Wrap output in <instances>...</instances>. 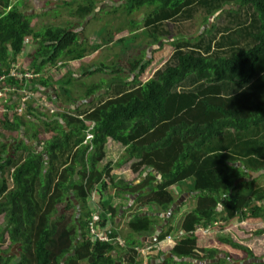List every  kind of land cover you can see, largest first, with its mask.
<instances>
[{
  "label": "trees",
  "instance_id": "obj_1",
  "mask_svg": "<svg viewBox=\"0 0 264 264\" xmlns=\"http://www.w3.org/2000/svg\"><path fill=\"white\" fill-rule=\"evenodd\" d=\"M117 1H125L127 22L123 19V23L115 24L113 18L103 21L100 35H106V42L102 41V45L113 44L117 36L128 31L129 37L116 43L122 45L127 39H136V33L143 28L151 31L150 37L158 45L162 43L158 36L161 25L192 20V8L197 6L208 8L205 24L231 5L235 7L229 13L234 16L250 10L252 23L243 30L245 46L230 42L229 50L233 51L230 57L218 50L207 56L185 53L183 48L187 45L195 49L198 46L191 41L172 42L174 60L145 83L140 79L152 62L140 59L136 55L138 51L130 48L134 57L129 61H116L115 66L114 63L102 65L89 73L112 75L122 88L133 89L108 99L84 116L78 115V111L47 115L34 109L30 102L28 116L39 121L40 128L23 115L14 114L12 121L5 115L0 122L2 130L23 133L26 138L18 142L14 151L0 142V217H4L0 244L8 240L11 249L0 251V264H154L142 259L136 251L138 247L129 241L122 259L116 246L93 243L90 239V222L95 221L104 229L117 212L109 208L103 198L98 199L95 211L105 214L99 215L98 221L94 220L89 206L92 193L99 190V194H103L110 187L117 189L116 195L137 192L130 184L114 182L111 176L114 164L100 168L109 139L126 148L116 165L138 160L140 169L148 165L161 175L162 181L156 187L154 183L158 182L153 175L139 186H147L151 193L142 196L137 205L152 204L169 211L177 203L170 189L188 181V190L195 194L196 206L184 216L179 229L182 236L176 235L172 226L160 233L157 244L177 237L175 247L168 254L170 257L163 254L158 264H203L219 257L214 264H230L227 259L232 260L234 254L246 260L242 263L264 264V259L256 258L253 251L231 237L216 235L218 229L221 232L230 223H264V186L257 185L258 180L253 179L254 175H264V0ZM87 2L84 5V0L77 9L81 20L93 14H97L95 18L100 21L104 14L108 17L105 11L95 13L96 2ZM145 8L153 10L146 15L143 26L129 20L131 15ZM116 11L114 8V14ZM31 23L32 17L13 6V0H0V74H10L32 38L38 46L30 55L32 70L21 68V72H33L40 77L28 88L26 82L14 79H8L7 86L16 87L14 93L25 88L38 94L40 90L51 89L55 103L61 97L55 93L54 82L44 77V70L57 66L61 60H83L102 47H90L89 39L82 40V34L74 32L72 25L68 28L49 25L36 31ZM227 41L228 38H224L218 49L225 48ZM119 62L122 63L118 65ZM112 69L114 71L108 74ZM132 75L134 79L125 82ZM69 77L72 83L75 78ZM192 78L204 84L203 88L198 92L180 91ZM104 85L91 88L86 100ZM225 85H232L239 92L226 97ZM68 86L70 83L62 89L70 94ZM9 100L5 104H9ZM67 102H71L69 97ZM42 133L49 134L50 138L43 146L38 145L41 151L28 145L29 141L38 142ZM89 135L93 139L89 140ZM72 195L80 206L79 211ZM71 208L76 214L69 216ZM135 214L129 224L132 232L142 234L154 229L156 222L143 218L141 212ZM168 221L170 224L171 218ZM209 228L212 230L208 234L197 233L198 229ZM257 235H264V230Z\"/></svg>",
  "mask_w": 264,
  "mask_h": 264
},
{
  "label": "rangeland",
  "instance_id": "obj_2",
  "mask_svg": "<svg viewBox=\"0 0 264 264\" xmlns=\"http://www.w3.org/2000/svg\"><path fill=\"white\" fill-rule=\"evenodd\" d=\"M15 2H17V0H14ZM25 4H23L22 6V11L28 16V17H32L34 18V13L36 12V15L38 16L37 20H40V24L41 26H44L46 23L50 24V25H58L64 28H68L73 21L77 22V20H75V18L72 19V15L73 13L77 12V9L79 7L80 4L84 3V0H22ZM88 0H85V3ZM94 2H96V6L97 4L100 5L101 11L100 14L105 12H108L109 15L108 17L105 16V14L102 16V21L100 20H96V18L94 17L93 20L91 19L90 22L88 23V19H86L83 23V20H81V24L82 27H84V36L88 37L91 36L94 33H97V30L102 29V25L104 26L105 22L103 23V21L107 20V19H112L115 22V24H120L123 23V19L126 20L127 19L125 17L124 12L126 11V7H125V1L124 2H119L117 0H93ZM224 0H221V3H223ZM200 5V4H199ZM233 7H235V5H231L230 7H227L220 12L219 14L211 17L209 19V21L205 24L203 21L207 18L208 16V8L205 6H197L192 8V15L194 16L192 20H187V19H181L178 21H172L169 23H165L164 25H161L160 29H159V39H168V38H173V42H181L184 43L185 41H191L193 45H197L198 48L195 49L189 45H187L185 48H183L185 53H191V52H198L201 55L207 56V54L209 55H214L217 50L223 54V56L226 57H230V54L233 52L230 49V42H234V43H238L239 47H243L245 46V39H244V27H246L247 25H250L252 23L251 20V11L250 10H244L241 11L239 16H234L232 14L229 13L230 10L234 9ZM114 8H116V14H114ZM50 9L51 13L50 15H46L45 19H43V17L41 16V12H43L44 10ZM60 11H58V10ZM153 10V8H145L143 10H141V12L139 14H133L129 17L130 21H135L137 24H139V26H143L144 22H145V17L148 13H150ZM54 11H56L54 13ZM97 16V14H96ZM116 17V18H115ZM118 18V19H117ZM115 24L111 26V30L114 31L115 30ZM73 25V24H72ZM204 25V26H203ZM206 25V26H205ZM46 26H44L43 28H45ZM75 28H79V26L75 27ZM143 28V27H142ZM125 29H129L128 27H125ZM99 31V32H100ZM130 31V29H129ZM144 31V34H142L141 38L143 40V42L148 43L150 45V51L148 52V54H146V52L148 51V47L144 46V45H140L141 41H140V36H138L136 39H127V41H123L122 45L119 44L118 46L116 45L117 48V54L118 57L116 59V55L114 54V50H112L111 52H103L101 54V56L98 57V59L95 61L94 66L91 65L90 69L93 70L96 69L97 67H100L102 65L104 66H109L110 64L114 63V66L116 64V61L122 60V62H127L129 61V59L133 58L134 56L129 52L130 48L131 49H135L137 50V55L138 56H145V58H148V61L152 62V65L149 67V69L147 70V72L141 76V81L147 82L150 79H152L154 77V75L156 74L157 71H159L160 69H163L164 66L166 64H170L172 63V59H173V54H174V47H164V50L166 51L165 53L167 54L164 58H162L161 60H158L155 57V53L157 54L159 50L163 49V46L160 47V49H158V46L155 45V42H153V40L151 39V31L148 30V32H146L145 28L142 30ZM103 33V32H102ZM142 33V32H140ZM105 36L106 35H100V41L96 40V42H100L102 43V41L105 43ZM123 37H129V32L126 31L124 32L122 35L119 36L120 38ZM150 37V39H149ZM224 38H228L227 44L225 48H221L220 50L219 48V43L222 42V40ZM230 39V40H229ZM135 40V41H134ZM92 42V41H90ZM95 42V41H94ZM93 43V42H92ZM170 43H166V45H169ZM121 45V46H120ZM163 45V43H162ZM223 45L225 46V42H223ZM129 46V47H128ZM152 46H156V49L153 50L151 47ZM124 47H127L126 49L122 50ZM140 49V50H139ZM112 53V54H111ZM110 54V55H109ZM109 57H112V59L110 60ZM144 60V57H143ZM174 60V59H173ZM69 66H70V70H72V72L76 73L75 75H80L81 77H78V80H73V82H76L75 85H71L70 88H72V93L69 94V98L71 102H74L73 100H75L74 96L79 95V97L84 96L83 94L90 90L91 88H93L97 83H101V84H105V85H109L110 83L114 82V76L112 75H103V72L100 73H96L90 76H86L85 74L83 75V73L81 72V70H77L75 68H77L76 66L72 65L71 63H69L68 61H66ZM122 62H119L118 65H120ZM87 63V62H86ZM60 68H55L53 71V75L54 77H58L60 75ZM87 71V69H86ZM111 71H114V69L110 70L109 73H111ZM82 73V74H80ZM49 75V73H48ZM74 75V78H76ZM71 77H66L64 79V81H66L67 79H70ZM63 80L57 81L55 82V86L58 90L55 91V93L57 92L58 95L61 94V99L60 101L64 102L63 98H64V94L62 93V87L65 86L64 81ZM104 85V86H105ZM204 84H200L198 83L194 78L188 80L183 87L180 89V91L182 92H198L203 88ZM117 89L115 90V93H109L108 92V97L109 98H115V96H119L125 92H128L130 90H132V87H126V88H122V87H116ZM87 89V90H86ZM224 90H228L227 91V95H232L235 94L239 89L232 86V85H225L224 86ZM71 91V89H70ZM60 92V94L58 93ZM21 97H23L21 99ZM7 98H9V104H5L4 100H3V105L0 106V122L3 120V118L5 117V115H8L10 120H13L14 114H18V115H23L24 117H28L30 121H33L34 123H37L35 125H40L39 121H36V119H30V117L28 116V109L27 107L32 104V107L34 109H39L42 113H45L47 115H51L54 111L59 113L60 110L57 108V106L54 104V102L51 99V94H47L45 91L42 93H32L29 92L27 90H24L20 93H8ZM85 98V96H84ZM26 100L24 103V105L26 106V108L24 109L23 107V102L21 100ZM86 99V98H85ZM8 100V99H7ZM106 100V99H105ZM99 101V100H98ZM104 101V100H103ZM30 102V104H29ZM14 103V104H13ZM12 105L17 106L15 112L13 113V111H11ZM10 110V111H7ZM80 114V113H79ZM34 125V124H33ZM41 127V125L39 126V128ZM24 134L23 133H10V132H6L4 130H2L1 124H0V142H2V144L5 142L6 145H10V151H14L13 147L11 145H13V142H18L23 140ZM26 138V137H25ZM49 139V134L46 133H42L39 137V141L36 142L37 145L32 146L34 148H36L38 145L43 146V143ZM39 148V151L42 150L41 147H37ZM13 155V154H10ZM106 163V159L103 161V164ZM262 174H264V172H262ZM253 179L258 180V184L259 185H264V175L263 177L260 174L254 175ZM108 192V191H107ZM107 192H105L104 194H106ZM101 195V194H100ZM195 201L193 199H190V201L186 202L185 204V211H189L192 210L195 207ZM64 206L60 207V210H63ZM90 208L95 209V203L90 201ZM185 212V213H186ZM69 216L75 215L76 213L74 212V210L71 208L70 211L68 212ZM99 215V214H98ZM97 215V216H98ZM181 218V216H180ZM173 222V221H172ZM179 222V221H178ZM177 222V223H178ZM177 223L175 222V227L177 226ZM4 224V217H0V227L3 226ZM172 225V224H171ZM264 229V225L263 226H257L255 228H253V232L258 231ZM88 231L90 232V229H88ZM100 231V230H99ZM105 231V230H104ZM218 231L220 232V230L218 229ZM219 232H216V234H218ZM202 233V232H200ZM232 235H233V239L236 242H246L247 244H252L253 242V236L249 238V236H247V240L246 239H242L239 238V236H235V231L232 230ZM128 234V233H126ZM237 234V233H236ZM179 235V234H177ZM122 236V235H121ZM254 236H258V235H254ZM89 237V236H88ZM123 238V236H122ZM169 240V242H171V245H173V240H175V238L173 237L172 239H167ZM261 240H263L262 243L257 242V244L255 245V252L254 255L256 258L258 259H264V237L261 238ZM6 242L4 244H0V251H10V243L8 242V240H5ZM122 251L119 252V256L120 258H124L125 257V253H124V247H122L121 249ZM232 260H230V264H236L238 261L241 262H246V260L243 261V257H241L239 254H234L231 256Z\"/></svg>",
  "mask_w": 264,
  "mask_h": 264
},
{
  "label": "crops",
  "instance_id": "obj_3",
  "mask_svg": "<svg viewBox=\"0 0 264 264\" xmlns=\"http://www.w3.org/2000/svg\"><path fill=\"white\" fill-rule=\"evenodd\" d=\"M23 4H25V3L22 0H17V2H15L13 0V6L17 7L22 13H24L22 11ZM96 7H97V9H96L95 13H98L101 10L100 5L97 4ZM58 11H60V10H58ZM55 12L56 11H54V13ZM50 13H51L50 9H47V10H44L43 12H41V16L43 17V19H45L46 15L47 14L50 15ZM76 13L71 14L72 19L75 18V20H77V22L73 21V23H72L73 25L71 24L73 27L72 29L76 33L80 32L82 34V40H85V38H88V37L84 36L85 30H84V27H82L83 24H81V19L79 18V16H77ZM95 15L96 14H93L91 18H88V20H89L88 23L90 22L91 19H93L95 17ZM33 17L34 18H32L31 25H32L33 29H35L36 31L42 29L44 26L50 25V24L46 23L44 26H41L40 20L39 21L37 20L38 16L36 15V12L34 13ZM83 23H84V21H83ZM77 26H79V28H75ZM142 30L139 31L138 33H136L135 37L137 38L138 36H140V41H141L140 45H144V46L148 47V51L146 52V54H148V52L150 51V45L146 42L145 43L143 42L141 36H142V34H144V31H142ZM145 30H146V32H148L149 29H145ZM99 31H100V29L97 30V33H94L91 36H89V38H88L89 39V45H90V47L101 46L102 48L100 50H98L97 52H93L89 56L85 57L83 60L69 62L72 65L77 67L75 69H77L79 71L81 70L83 75L85 74L86 76H90L89 72L92 71V69H90V66L91 65L94 66L95 61L98 59L99 56H101V54L103 52H111L112 50L115 49L113 55H117L116 43H117V41L122 39V38L119 39V36H120L119 35L114 39L113 44H111L109 46H108V44L102 45V43L96 42V40L100 41V32ZM140 32H142V33H140ZM123 38H127V37H123ZM149 39H150V37H149ZM173 40H174L173 38H168L165 40L162 39L163 45L161 42H160V44L157 45L158 49H160V47L163 46L162 50H159L157 54L155 53V57L158 60H161L162 58H164L167 55L165 53L166 51L164 50V47L170 48ZM90 41H92L93 43ZM166 43H170V44L166 45ZM37 47L38 46L33 41V39L29 38L27 45L25 47V51L21 54V56H19L17 58L16 64L19 65L21 68H26L28 70H32L30 67V64H31L30 55H32L36 51ZM151 48L153 50H155L156 46H152ZM132 50L136 51L135 49H132ZM136 55H137V52H136ZM145 56L146 55L138 56V57L142 60L144 57V60L148 61L149 57L145 58ZM109 59L111 60L112 57ZM55 68L61 69L60 75L58 77H54V75H53V71ZM86 69H87V71H86ZM94 71H95V69H94ZM48 73H49V75H48ZM82 73H80V74H82ZM75 74L76 73H74V72H72V70H70V66L65 60H61L58 63V65L55 67H48L47 69L44 70V77H48L49 79H51L54 82V85H55V82H57V81H60V80L64 81V79L68 76L72 75V77H74ZM45 75H47V76H45ZM75 77H76L75 80H78V77H81V76L75 75ZM133 79H134V75H132V77L128 80L126 78L125 82H131ZM140 82L143 83L141 81V79H140ZM64 83H65V85H66V83H70V86H71V85H73L74 82L71 83V81L69 79H67L66 81H64ZM96 85H101V83H97ZM70 86H68V87L70 88ZM116 87H122L121 83L113 82V83H110L108 86L105 85L97 94L91 96V98L88 100H86L85 98L89 94V92H88L89 90L83 94L85 96V98H84V96L79 97V95L77 93V95L74 96V98L76 100L74 103L67 102V97H70V96L68 93H64V90L61 88L62 93L64 94V98H63L64 102L58 101V102H55L54 104L62 112L63 111H67V112L68 111H78L80 113V114L78 113V115L84 116L88 111L92 110L93 108L100 106L101 104L106 102L108 99H110L108 97V95H109L108 92L109 93H112V92L115 93V90L117 89ZM54 89L58 90L56 88V86ZM70 89H71V93H72V88H70ZM45 91L47 94L52 95V93H53L51 91V89H47ZM42 92H43V90H40V93H42ZM58 93L60 94V92H58ZM232 95H234V94H232ZM224 96L228 97L231 95H226V93L224 92ZM60 97H61V94H60ZM115 97H117V96H115ZM52 99L55 100L56 97H53ZM16 107L17 106H15V105H12V107H10L11 111H13V113L15 112ZM7 111H10V110L7 109ZM35 124H37V123H35ZM24 137L25 136H23V138ZM29 137H32V134ZM49 138H50V136H49ZM18 142H13L12 143L13 145H11V146L14 148L18 144ZM27 143L29 146L35 147V145H37V143L34 141L33 142L29 141ZM3 144L6 145L7 143L5 144V142H4ZM125 150H126V148L122 144L115 142L112 139H109L108 143L106 145V148H105L106 163L103 164V162H102L100 165V168L101 169L105 168L108 163L114 164V165H112L113 170L111 173V176H112V179L114 180V182H116V183L125 182L127 184H130L132 188L137 189V192L135 194H131V193L127 194L126 192H124L123 195H116L117 189L110 187L106 194L103 193L100 195V198L101 199L103 198V200L108 203L109 208L117 209L116 215L113 216L112 221H108V223H106V224H108V226H106V229L107 228L111 229V231L114 233V235L116 237H118L120 240H123L126 243H128V241H129V242L133 243L136 247H141V248L153 247L151 252H149L146 256L141 257V258L148 260V261L151 260L152 263L158 264L159 258L163 254L170 257V255H168V254H170V251L175 247L176 237H177V236H172L170 238H167V239H172V240H173V237L175 238V240H173V245H171V242H169V240H166V241H163V242L157 244L156 242L158 240L160 233L162 231H164L168 226H172L175 229L176 235L179 234L182 236V233L179 231V229L181 228L182 220H183L184 216L191 213V211L195 208L194 207L192 210H189L186 212L185 211L186 210L185 204H186V202L190 201V199H193L196 202L195 194H192L188 190V186L190 184V182L188 181V182L182 183L180 186H174L170 189L171 192L173 193V195L176 197L177 203H176V205L172 206L171 209H169V211H164L163 209H159L156 206H153L152 204H147V205L142 206V207L140 205H137V201L140 200V198H142V196H144L148 193H151V190L148 189L147 186H143L141 188H139V186H141V184H144L148 180L149 176L153 175L154 177H156L157 182H158V183H154V186L156 187L162 181L161 175L156 171V169L154 167H149L148 165H145L140 169V165H137L138 160H133V161H131L125 165H122V166L116 165L120 161V159L125 155V152H126ZM257 185H259L258 182H257ZM260 186H264V185H260ZM71 197H72L71 198L72 200L76 201L74 195H72ZM76 206L78 207V211H79L80 206H78L77 201H76ZM89 206H90V202H89ZM91 210L94 213V220H97V221H98L99 215L105 214V213L101 214L100 211L96 212L95 209H92V208H91ZM106 211L109 214L111 213V212H108V210H106ZM137 212H141L143 218H150L154 222H156L154 225V229L152 231H150L149 233L143 232L142 234H136L129 229V224L131 221H133L132 219H134V217L136 215L135 213H137ZM109 214H106V216ZM180 216H181V218H180ZM170 218H171V222L169 224L168 220ZM175 222L176 223L178 222L176 227H175ZM101 223H103V222H101ZM263 225H264V223L258 224V225H250V224H247L246 222H234V223L228 224L226 229L222 230L221 232H219L216 235L217 236L218 235H226V236L231 237V239H233V235L231 232H232V230H234L237 233V234L235 233V236L236 237L239 236V238H242V239L247 240L248 239L247 236H249V238L253 236L254 240H253L252 244H247L244 241L242 243L238 241L237 243L240 245H243V246L249 248L251 251L255 252L254 251L255 250L254 244H257V242L262 243L263 240H261V238H263L264 235H262V236H254V235H257L258 231H261L264 229L253 232V228H255L257 226H263ZM211 230H212L211 228H209V229H198L197 233L202 232L204 234H208L211 232ZM126 233H128V234H126ZM121 235L123 236V238ZM116 247H117V250H119V252L122 251L120 248H118V246H116ZM219 259H220V257L217 260H219ZM221 259L225 260L226 257H221ZM217 260L206 261L203 264H214ZM230 260L228 258L227 262L230 263ZM252 263H258V262L252 261ZM195 264H198V263L195 262ZM236 264H247V263H242V262L238 263L237 262Z\"/></svg>",
  "mask_w": 264,
  "mask_h": 264
},
{
  "label": "built area",
  "instance_id": "obj_4",
  "mask_svg": "<svg viewBox=\"0 0 264 264\" xmlns=\"http://www.w3.org/2000/svg\"><path fill=\"white\" fill-rule=\"evenodd\" d=\"M39 75L34 74L33 72H27V73H22L21 72V67L17 64L12 66V71L10 72L9 75L6 74H0V106L3 105V100L4 103H6L7 95L8 93H14L17 92L16 87H11L7 86V81L8 79H14L15 82H26V88L30 87V83L34 81L35 79L39 78ZM25 88V90H26ZM26 100H23V107L24 109L26 106L24 103ZM88 139L91 140L93 139L92 135L88 136ZM98 194V193H97ZM91 201L93 203L96 202V193L92 195ZM98 206L97 203H95V208ZM90 239L92 240L93 243L101 242V243H107L111 244L113 246H118V247H125V242L116 238L114 236V233L111 231V229H106V228H101L100 226L97 225L95 221L90 222ZM100 230V231H99ZM105 230V231H104ZM153 247H144V248H137L136 251L141 255V257L146 256L149 252L152 251Z\"/></svg>",
  "mask_w": 264,
  "mask_h": 264
},
{
  "label": "clouds",
  "instance_id": "obj_5",
  "mask_svg": "<svg viewBox=\"0 0 264 264\" xmlns=\"http://www.w3.org/2000/svg\"><path fill=\"white\" fill-rule=\"evenodd\" d=\"M37 79H38V78H37ZM32 82H33V81H32ZM32 82H31V83H32ZM31 83H30V84H31ZM95 193H96V202H95V203L98 204V202H97L98 199H101V198H100V194H99L100 192H99V190H97V192H95ZM97 193H98V194H97ZM93 194H94V192L92 193V195H93ZM92 195H91V198H92ZM90 201H91V200H90ZM91 202H92V201H91ZM98 205H99V204H98ZM122 241H123V240H122ZM124 242H125V241H124ZM125 247H126V242H125ZM125 247H124V248H125ZM138 248H141V247H138ZM143 248H144V247H143Z\"/></svg>",
  "mask_w": 264,
  "mask_h": 264
},
{
  "label": "flooded vegetation",
  "instance_id": "obj_6",
  "mask_svg": "<svg viewBox=\"0 0 264 264\" xmlns=\"http://www.w3.org/2000/svg\"><path fill=\"white\" fill-rule=\"evenodd\" d=\"M53 113H55V111Z\"/></svg>",
  "mask_w": 264,
  "mask_h": 264
}]
</instances>
